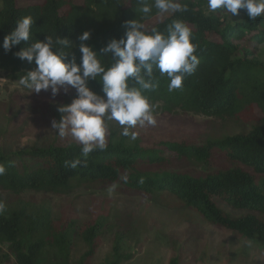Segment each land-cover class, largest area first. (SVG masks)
I'll return each mask as SVG.
<instances>
[{
  "label": "trees",
  "instance_id": "1",
  "mask_svg": "<svg viewBox=\"0 0 264 264\" xmlns=\"http://www.w3.org/2000/svg\"><path fill=\"white\" fill-rule=\"evenodd\" d=\"M181 3L187 5V11L166 14L164 19L153 8L142 22L146 28L164 31L171 19L182 20L192 30L200 63L193 74L185 76L182 88L173 92L167 89V78L155 72L159 86L145 95L161 112H192L249 124L250 129L209 136L200 144L161 140L154 147H145L139 139L131 141L122 136V130L111 124L107 149L93 151L86 166L82 163L76 169L66 167L65 161L77 157L84 161L79 143L18 148L9 153L0 150V165L5 167L0 192L65 194L127 175L128 182L122 183L128 192L171 197L204 221L264 246V62L255 56L257 46L264 50V17L252 21L243 10L235 17L221 10L210 12L207 0ZM139 7V0H0V68L19 81L21 75L36 67L34 62L14 55L31 40L9 52L2 47L4 37L25 15L34 19L35 38L43 40L52 35L73 41L67 59L75 56L79 63L78 37L83 31L90 30L91 37L85 43L99 53L111 39L124 35L126 21L143 15ZM109 56L103 55L105 63ZM89 87L103 95L98 80L89 81ZM55 115L59 116L57 112ZM166 152L191 160L204 172L162 168L169 161ZM0 201L6 205L0 215V243L8 244L17 264H35L45 250L58 254V264H69L77 236L87 247L79 264H86L107 224L100 216L77 232L72 223L55 224L48 205L23 199L5 201L1 193ZM122 244V233L116 232L111 254L101 264L131 259L132 253L121 250ZM168 264H178V258H171Z\"/></svg>",
  "mask_w": 264,
  "mask_h": 264
},
{
  "label": "rangeland",
  "instance_id": "2",
  "mask_svg": "<svg viewBox=\"0 0 264 264\" xmlns=\"http://www.w3.org/2000/svg\"><path fill=\"white\" fill-rule=\"evenodd\" d=\"M262 48L257 46L255 56L264 62ZM76 95V90L71 88L67 92L61 89L55 97L50 90L30 93L0 68V150L9 153L18 148L78 143L70 135L60 137L58 129L51 127L53 119L61 118L58 106L71 103ZM159 110L157 108L155 112L156 126L137 125L132 129L139 133L138 139L145 147H154L161 140L200 144L209 136L250 129L249 124L241 125L232 120L181 110L169 113ZM111 124L122 130L117 122L111 121ZM108 137L109 130L107 141ZM166 156L169 161L162 168L204 172L201 166L175 152H166ZM124 188L122 178H119L112 183L83 185L65 194L34 190H25L18 195L0 193L5 201L23 199L35 205L50 206L55 224L72 223L77 232L104 216L107 224L86 264H101L111 254L116 232L122 233L121 250L132 253L131 259L121 264H168L173 257L178 258V264H264L263 245L204 221L171 197L155 193L133 194ZM86 250L84 242L77 236L69 264H79ZM57 257L54 250H45L35 264H58L60 259ZM0 264H17L6 243H0Z\"/></svg>",
  "mask_w": 264,
  "mask_h": 264
},
{
  "label": "clouds",
  "instance_id": "3",
  "mask_svg": "<svg viewBox=\"0 0 264 264\" xmlns=\"http://www.w3.org/2000/svg\"><path fill=\"white\" fill-rule=\"evenodd\" d=\"M139 4L143 15L126 21L124 35L111 39L99 53L85 43L91 37L90 30L83 31L78 37L81 42L79 63L75 56L67 59L69 50L74 47V42L68 38L52 35L43 40L35 38L31 15L21 17L3 39L5 52L21 42L32 41L14 53L19 59L36 65L19 77V84L30 93L50 90L55 97L61 89L76 90L71 103L58 106L61 118L51 121V127L58 129L60 137L70 135L81 146L84 161L77 157L65 161L66 167L76 169L82 163L86 166L90 153L107 149L111 121L117 122L122 128L121 135L131 141L138 139L139 133L132 131L137 125L156 126L158 106L145 95L159 86L155 72L167 78V89L173 92L182 88L185 76L193 74L200 63L192 42V30L182 20L171 19L164 31L158 27L146 28L142 22L153 8L157 15L167 19L166 14L187 11L186 4L181 0H153L151 4L139 0ZM207 8L210 12L221 10L231 17L239 16L243 10L252 21L264 17V0H207ZM104 54H110L108 63L103 59ZM91 80L102 83L103 95L89 87ZM4 172L5 167L0 165V175ZM128 179L127 175L122 176L125 183ZM5 211L6 205L0 201V215Z\"/></svg>",
  "mask_w": 264,
  "mask_h": 264
}]
</instances>
